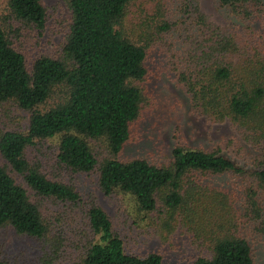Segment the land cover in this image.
Returning a JSON list of instances; mask_svg holds the SVG:
<instances>
[{
    "label": "trees",
    "instance_id": "obj_1",
    "mask_svg": "<svg viewBox=\"0 0 264 264\" xmlns=\"http://www.w3.org/2000/svg\"><path fill=\"white\" fill-rule=\"evenodd\" d=\"M63 1L67 31L53 55L27 50L45 23L41 0H4L0 9V103L29 111L26 128L0 131V227L43 236L48 224L35 197L80 204V195L61 175L96 167L100 191L125 196L134 223L153 227L164 242L181 226L202 245L206 252L189 264H252V247L241 228L250 220L264 229L259 199L264 194V0H216L242 20L247 34L242 38L210 20L196 0L180 4L191 27L178 81L192 110L214 121L227 119L259 149L251 167L217 148L182 142L171 148L166 164L119 159L130 122L146 99L141 80L147 48L175 20L165 15L166 0ZM89 139L107 152L99 161ZM46 140L55 144L49 171L25 153ZM222 172L252 178L239 200L232 190L203 179ZM85 203L90 237L77 264H162L157 250H127L105 209L93 198ZM50 246L38 264H57L56 245ZM0 264L9 263L0 255Z\"/></svg>",
    "mask_w": 264,
    "mask_h": 264
},
{
    "label": "rangeland",
    "instance_id": "obj_2",
    "mask_svg": "<svg viewBox=\"0 0 264 264\" xmlns=\"http://www.w3.org/2000/svg\"><path fill=\"white\" fill-rule=\"evenodd\" d=\"M41 1L45 11V23L41 32L34 37L35 40L30 41L32 44L27 50L33 54L53 55L59 49L67 31L69 11L63 0ZM183 1L165 2V15L175 20V24L168 32H161L155 37L147 48L144 61L147 70L141 80L147 93L146 99L141 103L139 115L130 122L128 139L117 157L121 160L142 157L151 163L166 164L171 158V148L182 142L206 149L217 148L239 164L251 167L259 157V149L247 143L227 119L214 121L192 110L178 81L177 72L183 67L185 56V34L191 27L181 12L180 4ZM196 2L210 20L232 29L240 38L247 36L242 28V20L229 14L216 0ZM3 5L4 0H0V9ZM253 27L254 25L251 28ZM49 100H54V96ZM28 116V110L17 107L13 102H1L0 131L26 128ZM88 142L98 161L106 156L107 152L98 140L89 139ZM54 149L55 144L46 140L27 147L25 153L28 158H38L44 170L49 171ZM3 162L0 155V163ZM61 176L74 186L82 199L81 203L72 204L48 197H35L48 229L43 236L34 237L17 233L9 224L1 226L0 255L9 264H38L41 254L52 248L50 245H56L57 264H77L80 252L90 237L84 210L85 202L90 198L108 213L113 227L123 236L125 248L129 251L144 254L157 250L162 254V264H189L197 254L206 252L181 226H177L170 239L164 242L156 235L153 227L134 223L125 196L105 195L100 191L96 167L87 172H63ZM203 179L232 190L238 200L243 189L252 183V178L247 174L231 172L211 174ZM259 199L264 204V194L261 193ZM243 225L245 226L241 231L252 247V264H264V229L259 230L250 220Z\"/></svg>",
    "mask_w": 264,
    "mask_h": 264
}]
</instances>
